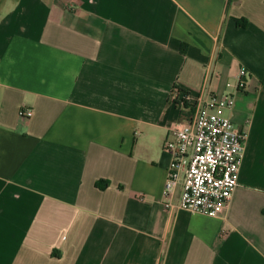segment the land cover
<instances>
[{
  "label": "crops",
  "instance_id": "0c3cea01",
  "mask_svg": "<svg viewBox=\"0 0 264 264\" xmlns=\"http://www.w3.org/2000/svg\"><path fill=\"white\" fill-rule=\"evenodd\" d=\"M202 92L248 135L218 218L163 194ZM0 264H264V0H0Z\"/></svg>",
  "mask_w": 264,
  "mask_h": 264
},
{
  "label": "built area",
  "instance_id": "2783aa9c",
  "mask_svg": "<svg viewBox=\"0 0 264 264\" xmlns=\"http://www.w3.org/2000/svg\"><path fill=\"white\" fill-rule=\"evenodd\" d=\"M249 71L239 73V88H245ZM185 119L167 141L165 149L172 157L163 194L172 197L182 184L179 208L211 218H218L229 207L239 187V176L247 133L228 115L235 98H219L214 93L186 94L182 100ZM19 115L29 119L30 108Z\"/></svg>",
  "mask_w": 264,
  "mask_h": 264
},
{
  "label": "trees",
  "instance_id": "16d2710c",
  "mask_svg": "<svg viewBox=\"0 0 264 264\" xmlns=\"http://www.w3.org/2000/svg\"><path fill=\"white\" fill-rule=\"evenodd\" d=\"M238 25L240 27H245L247 25V21L246 20L238 21ZM184 46H186V45H184ZM183 53H185V50L184 49H183ZM102 183H105V186H102ZM108 184H109L108 181L102 180V181L97 182L96 186L99 189H103V188H106L108 186Z\"/></svg>",
  "mask_w": 264,
  "mask_h": 264
}]
</instances>
